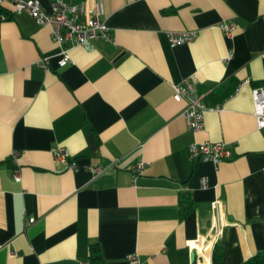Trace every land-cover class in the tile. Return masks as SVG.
Segmentation results:
<instances>
[{"label":"crops","instance_id":"0c3cea01","mask_svg":"<svg viewBox=\"0 0 264 264\" xmlns=\"http://www.w3.org/2000/svg\"><path fill=\"white\" fill-rule=\"evenodd\" d=\"M66 1L93 9L114 43L71 48L62 67L49 27L0 5V264H213L215 244L217 264H243L264 251V129L251 96L264 85V0ZM190 30L192 41L169 42ZM188 78L207 108L195 132L172 97ZM204 141L232 156L192 159Z\"/></svg>","mask_w":264,"mask_h":264},{"label":"built area","instance_id":"2783aa9c","mask_svg":"<svg viewBox=\"0 0 264 264\" xmlns=\"http://www.w3.org/2000/svg\"><path fill=\"white\" fill-rule=\"evenodd\" d=\"M4 2H9L12 5L13 12L26 11L38 24L49 27L51 39L60 49L58 60L60 67L71 61L69 55L71 48L96 39L114 43L109 27L85 3L72 4L66 0H52L50 9L45 10L36 0H0V5ZM2 18H4V15ZM219 28L224 35L229 37L232 35L234 24L222 22L219 24ZM196 34L197 32L193 30L170 32L168 33V40L172 45L189 42L196 37ZM38 65L44 69L48 68L45 59H40ZM172 89L173 99L184 102L181 115L186 121L188 129L194 132L200 130L203 126V117L207 108L202 101V95L197 92L195 83L189 78L184 79L180 83L174 84ZM251 96L256 126L258 129H264V85L252 87ZM218 108L217 106L215 109ZM53 153L56 161L68 164L70 168L74 167L73 161H70V153L64 147H56ZM189 155L192 159L211 161L216 164L229 159L232 156V149L224 142H195L189 147ZM143 168L144 163L138 162L132 166V171L135 175H138L142 173ZM89 169L94 174L103 170L100 166H91ZM13 176L17 181L20 180V176L16 171ZM202 185H206L205 179H202ZM32 221L33 219H28V223ZM128 260L132 264L137 262L136 257L133 255Z\"/></svg>","mask_w":264,"mask_h":264},{"label":"trees","instance_id":"16d2710c","mask_svg":"<svg viewBox=\"0 0 264 264\" xmlns=\"http://www.w3.org/2000/svg\"><path fill=\"white\" fill-rule=\"evenodd\" d=\"M186 206H182V215H186L187 212L191 208V204L189 202L188 198H185ZM182 203V202H181ZM91 251V260L97 261L100 259L99 256V249L97 245H92L90 247ZM221 258V248L217 244L214 245L213 251H212V262L213 264H217ZM243 264H264V251L257 253L256 255L250 257L247 259Z\"/></svg>","mask_w":264,"mask_h":264},{"label":"water","instance_id":"95a60500","mask_svg":"<svg viewBox=\"0 0 264 264\" xmlns=\"http://www.w3.org/2000/svg\"><path fill=\"white\" fill-rule=\"evenodd\" d=\"M191 264H197V256L196 255L193 256Z\"/></svg>","mask_w":264,"mask_h":264}]
</instances>
